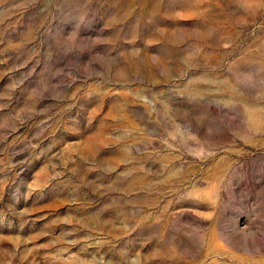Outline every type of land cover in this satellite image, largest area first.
I'll return each mask as SVG.
<instances>
[{
  "label": "rangeland",
  "instance_id": "1",
  "mask_svg": "<svg viewBox=\"0 0 264 264\" xmlns=\"http://www.w3.org/2000/svg\"><path fill=\"white\" fill-rule=\"evenodd\" d=\"M0 264H264V0H0Z\"/></svg>",
  "mask_w": 264,
  "mask_h": 264
}]
</instances>
